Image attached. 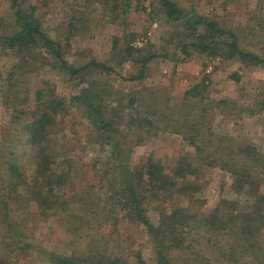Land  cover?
I'll return each mask as SVG.
<instances>
[{"label":"trees","instance_id":"trees-1","mask_svg":"<svg viewBox=\"0 0 264 264\" xmlns=\"http://www.w3.org/2000/svg\"><path fill=\"white\" fill-rule=\"evenodd\" d=\"M82 1L83 9L97 6L105 17L119 18L134 6L133 2L138 6L141 0ZM158 1L165 18L182 27L184 36L180 50L186 58L196 52L209 59L218 57L219 62L235 59L264 66V57L244 50L238 36L220 26L215 19L200 15L193 9L186 10L174 0ZM7 2L13 22L8 25L7 31L0 33V51L14 56L12 72L19 67L32 66L31 70H35L49 64L52 67L58 65L70 78L76 76L78 81L75 86L80 88L70 96L69 103L76 106L82 117L91 124L92 139L98 144L110 146L109 160L104 162L102 172L98 174L99 189L84 180L81 183L80 177H77V184L76 177L71 173L69 153L57 147L60 133L58 118L63 119L66 113L65 99L52 92L44 99L42 91L37 89L31 107L32 103L25 96L27 93L21 96L19 91H12L9 85L13 101L8 106L15 115L28 116L24 125L17 127V131L25 134V141L21 145L27 147L25 151L29 158L24 165L21 154L15 151L11 143V153L5 162L9 188L4 193L1 212L9 214V201L27 204L32 199L38 217H58L59 222L66 227V232L85 238V249L79 253L64 256L45 251L52 264H130L123 256L107 254L93 238L109 224L116 226L123 219L144 227L155 249L152 264H264V152L251 144L225 145V137H219L215 144L212 133L203 132V127H206L202 116L205 107H200L201 117L191 113V110L196 104L195 99L199 104L203 101L206 76L184 91L176 112L172 108L167 109L170 110L168 113L153 105H146L145 114L135 113L126 125L137 136L135 145L142 142L141 134L148 138L157 135L162 129L179 133L193 146L196 153L194 159L199 165L230 173V190L235 198L221 197L208 212L201 209L203 202L197 196L199 186L186 178L188 173H197L196 161L189 162L186 167L179 163L175 169L166 168L163 163L151 158L131 163L130 152L133 147L117 122V119H121V110L108 108L106 100L111 94L102 95L94 88L112 68L94 59L82 65L69 63L64 58L61 41L52 37L43 25L40 7L28 0ZM1 20L4 18H0V24ZM142 50L127 45L124 52L130 57ZM152 57L153 54L145 55L140 69L128 79H142L145 66ZM93 69L97 70V74L90 71ZM14 73L20 76L23 72L14 71L10 75ZM83 81L86 85H83ZM134 104L135 99H129L128 105L132 107ZM260 104L264 105V101ZM207 130L211 128L207 127ZM63 159L68 164L65 167L62 166L63 161L57 163ZM104 180L108 181L107 187L102 184ZM102 187H105L104 190ZM182 198L187 200L186 205L181 204ZM153 205L158 212L157 221L151 220L147 214L149 208L155 209L151 207ZM6 223L8 229H13L14 245L18 244L16 242L22 240L24 235L16 229L10 216ZM192 230H202L208 236V243L210 239L216 238L217 242L213 241L210 246L216 251L214 259L194 250L193 238H189ZM28 246L32 251L35 250L33 245ZM5 248L9 246L6 244ZM0 250L7 252L2 247ZM137 264L146 263L139 261Z\"/></svg>","mask_w":264,"mask_h":264},{"label":"rangeland","instance_id":"rangeland-1","mask_svg":"<svg viewBox=\"0 0 264 264\" xmlns=\"http://www.w3.org/2000/svg\"><path fill=\"white\" fill-rule=\"evenodd\" d=\"M28 1L40 7L43 25L52 37L61 41L64 58L69 63L82 65L94 59L112 68L94 88L102 95L111 94L106 100L108 108L121 110L119 116L122 120L117 119V122L120 123L121 132L128 135L133 147L130 152L131 163L151 158L163 163L166 168L175 169L179 163L186 167L189 162L196 161L193 146L181 134L163 129L148 138L141 134L142 142L135 145L137 136L126 122L135 113L139 112L143 116L146 105H153L152 107L168 113L170 110L167 109L172 108L176 112L184 91L198 83L204 75L207 86L202 92L203 101L199 104L195 99L196 104L193 103L195 105L191 110V113L201 117L200 107H205L202 116L206 127H203V132L212 133L215 144L219 137H225L229 140H225V145L251 144L264 152V105L260 104L264 101V66L250 65L235 59L219 62L196 52L186 58L180 50L184 36L182 27L165 18L158 0H141L138 6L133 2L134 6L119 18L105 17L97 6L83 9L82 0ZM174 1L186 10L193 9L200 15L215 19L220 26L238 36L239 44L244 50L264 57V0ZM0 18H4L0 24V33H4L13 22L7 0H0ZM153 23H156L155 26ZM141 36L147 37L143 46H133L134 40ZM127 45L143 50L129 57L124 52ZM0 50L2 51L1 44ZM1 51L0 247L7 252L0 250V264H52L45 251L64 256L79 253L85 249V238L66 232V227L59 222L58 217H38L39 213L35 211L36 205L32 199L27 204L9 201V214L1 212L2 199L9 188L6 183L9 176L5 162L11 153V143L15 151L21 154L24 165L29 158L25 151L27 147L21 145L25 141V134L17 131L19 125L23 126L28 120V116L15 115L8 106L13 101L9 85L12 91H19L21 96L26 92L25 96L32 103L31 107L37 89L42 91L44 99H47L50 92L65 99L66 113L63 119L58 116L60 133L57 147L69 153L71 173L76 177L77 184V177H80L81 183L84 180L99 189L98 174L102 172L104 162L109 160L110 146L98 144L92 139L91 124L82 117L76 106L69 103L70 96L80 88L75 86L78 81L76 76L70 78L64 69L49 64L35 70H31L32 66H27L29 70L26 66L19 67L14 71L23 72L22 75H10L14 72L11 69L15 65V58ZM147 54H153V57L145 66L144 77L129 80L128 77L140 69L141 60ZM90 71L97 74L96 69ZM132 98L135 99L134 107L128 105ZM207 127L211 130L208 131ZM62 161V166L65 167L67 163L64 159L57 163ZM198 165L196 161L197 173H188L186 178L199 186L197 196L203 202L200 205L203 211L213 209L221 197L235 198L230 190L232 181L229 172ZM102 184L107 187L108 181L104 180ZM105 187H102L103 190ZM262 189L264 191V186ZM180 201L182 205L187 204L185 198ZM147 214L151 220L157 221L156 208H149ZM9 216L16 224V229L24 235L15 245L13 229H8L6 223ZM93 238L97 240V246L107 251V254L123 256L130 264H137L139 261L152 264L155 260L154 245L142 225H133L123 219L116 226L109 224ZM189 238H193L194 250L197 249L212 259L216 257L215 249L210 248L213 241L217 242L216 238L210 239L208 243V236L202 230H192ZM6 244L9 248H5ZM28 245H33L35 250L32 251Z\"/></svg>","mask_w":264,"mask_h":264},{"label":"built area","instance_id":"built-area-1","mask_svg":"<svg viewBox=\"0 0 264 264\" xmlns=\"http://www.w3.org/2000/svg\"><path fill=\"white\" fill-rule=\"evenodd\" d=\"M156 23H153V26H155ZM146 38L147 37H137L134 42H133V46L135 47H141L143 46V44L146 42ZM217 60L219 59L218 57L216 58Z\"/></svg>","mask_w":264,"mask_h":264}]
</instances>
